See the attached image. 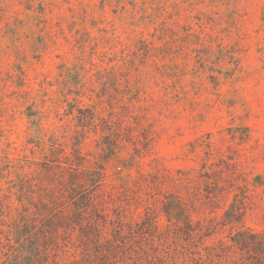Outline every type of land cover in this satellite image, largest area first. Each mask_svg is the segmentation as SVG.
Here are the masks:
<instances>
[{
  "label": "rangeland",
  "instance_id": "obj_1",
  "mask_svg": "<svg viewBox=\"0 0 264 264\" xmlns=\"http://www.w3.org/2000/svg\"><path fill=\"white\" fill-rule=\"evenodd\" d=\"M74 150L102 164L112 217L155 209L137 264H238L210 249L233 229L193 244L160 201L231 159L250 195L244 226L264 228V0H0V197L8 174Z\"/></svg>",
  "mask_w": 264,
  "mask_h": 264
},
{
  "label": "trees",
  "instance_id": "obj_2",
  "mask_svg": "<svg viewBox=\"0 0 264 264\" xmlns=\"http://www.w3.org/2000/svg\"><path fill=\"white\" fill-rule=\"evenodd\" d=\"M106 146L107 158L113 156L116 145ZM60 159L34 163L33 173L17 171L15 179L6 176L7 192L0 197V264H137L141 243L148 240L144 237L157 232L155 209L140 223L132 224L119 213L112 217L107 212L112 190L105 189L102 164L89 165L76 150L72 157ZM228 160L219 157L217 163H203L197 187L190 191L186 186L185 197L163 193L164 200L156 201L175 233L186 241L202 243L229 227L230 244L218 240L210 247L211 254L228 257L237 251L238 264H264V228L244 226L250 197L247 180L237 163ZM165 171L151 176L156 190L166 185ZM186 176L189 184V172ZM196 208L210 212L223 208V213L219 219L208 216L193 222Z\"/></svg>",
  "mask_w": 264,
  "mask_h": 264
}]
</instances>
